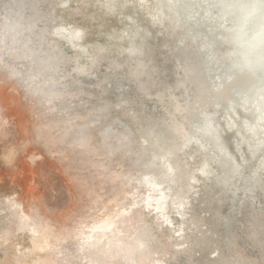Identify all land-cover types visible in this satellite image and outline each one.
<instances>
[{
	"label": "rangeland",
	"instance_id": "374dc122",
	"mask_svg": "<svg viewBox=\"0 0 264 264\" xmlns=\"http://www.w3.org/2000/svg\"><path fill=\"white\" fill-rule=\"evenodd\" d=\"M68 3L0 0V264H264V113L216 105V0Z\"/></svg>",
	"mask_w": 264,
	"mask_h": 264
},
{
	"label": "bare ground",
	"instance_id": "6f19581e",
	"mask_svg": "<svg viewBox=\"0 0 264 264\" xmlns=\"http://www.w3.org/2000/svg\"><path fill=\"white\" fill-rule=\"evenodd\" d=\"M139 1L142 3H148V0ZM155 1L157 2L156 12L158 16L160 18L167 17L170 20H173L176 17V5H181L177 8L178 10H183L182 3L185 2V0H182V3L180 4L178 1L181 0ZM216 2V6L219 5L216 9L219 11V20L223 21L222 25L226 30L222 39L223 43L219 46L221 49L223 47L227 48L225 50L222 49L221 54L223 59L221 63L227 67V70L229 71V79L225 81V86L224 89L221 90V94L216 93V95H214V97L218 96L219 99V102L215 104L220 106V103H226L230 100L231 93L228 88L231 83H235L238 86L236 90L239 89L240 93L243 94L241 101H239L237 105L246 111L245 113H247L249 110V106H247V104L249 105L254 100L256 106L253 108L251 113L254 114L255 112L260 115L261 112L264 113V0H216ZM71 3L72 0H69V3L62 7L69 8L71 7ZM68 8L67 10L71 9ZM189 16V13L185 14L183 11L179 21L183 23L187 18H189ZM64 17L65 14H62V16H60V20H64ZM62 22L58 26L56 24L57 27L54 29V33L57 34L56 37L62 35L60 32L63 26ZM196 27L198 26L196 25ZM62 37L63 36H61V38ZM67 44L69 46H73L70 41ZM87 49V47H83L82 51L85 52ZM217 50L219 51V49ZM190 68H192V66ZM78 69H83V67H78ZM187 70L186 72H188ZM234 107L236 106L234 105ZM236 124V122L231 123L229 129L232 130V127ZM175 129L178 131L183 130L179 126L175 127ZM206 135L210 137L209 133ZM169 221L171 220L169 219L168 222Z\"/></svg>",
	"mask_w": 264,
	"mask_h": 264
}]
</instances>
